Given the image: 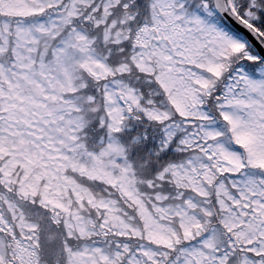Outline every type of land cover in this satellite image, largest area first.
I'll list each match as a JSON object with an SVG mask.
<instances>
[{
	"label": "snow or ice",
	"instance_id": "6c2138e0",
	"mask_svg": "<svg viewBox=\"0 0 264 264\" xmlns=\"http://www.w3.org/2000/svg\"><path fill=\"white\" fill-rule=\"evenodd\" d=\"M0 264H264V0H0Z\"/></svg>",
	"mask_w": 264,
	"mask_h": 264
}]
</instances>
